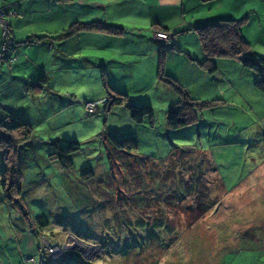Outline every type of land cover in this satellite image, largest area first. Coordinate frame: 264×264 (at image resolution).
Masks as SVG:
<instances>
[{
  "label": "rangeland",
  "instance_id": "obj_1",
  "mask_svg": "<svg viewBox=\"0 0 264 264\" xmlns=\"http://www.w3.org/2000/svg\"><path fill=\"white\" fill-rule=\"evenodd\" d=\"M246 72L236 74L233 93L222 89L224 103L204 110L198 123L177 130H166L167 108L161 104L153 108L154 127L147 121L145 130L129 118L130 126L123 122L121 113L114 118V110L122 107L106 119L102 109L86 113L87 121L77 125L80 130L90 127L88 117L100 118L91 126L92 134L71 141L79 151L69 170L48 159L47 145L35 141L34 150L23 146L22 200L30 219L4 201L0 187V264L25 259H33L30 264H264V89L254 86L253 72ZM175 74L193 79L191 71ZM68 125L50 130L59 136L71 132ZM104 130L133 132L115 136L135 135L138 153L155 161L179 151L175 169L137 164L118 153L111 172L100 139ZM39 133L34 131L37 138ZM200 152L213 158L223 189L215 184L209 200L216 205L190 226L197 211L183 184H207L217 177ZM3 170L0 151V181ZM89 171L93 177L85 181L81 175ZM138 171L144 181L136 180ZM132 184L138 197L155 198L128 202L135 199ZM40 215L47 218V228L38 227ZM49 247L58 250L51 253Z\"/></svg>",
  "mask_w": 264,
  "mask_h": 264
},
{
  "label": "crops",
  "instance_id": "obj_2",
  "mask_svg": "<svg viewBox=\"0 0 264 264\" xmlns=\"http://www.w3.org/2000/svg\"><path fill=\"white\" fill-rule=\"evenodd\" d=\"M10 4L17 5L18 15L10 19V25L20 58L14 63L0 61V118L8 112L16 115L36 133L40 130L43 141H73L92 134L90 128L100 117H88V129L80 130L77 125L87 121L89 114L83 103L104 98L102 67L108 84L127 94L135 105L167 108L177 101L174 92L156 79L158 46L153 36L157 28L177 32L176 46L182 53L169 54L165 71L198 99H223L222 89L233 93L236 74L246 75L247 70L237 61L217 60V77L205 74L198 65L204 55L194 28L221 19L245 18L244 38L257 54L264 55V0H0V8ZM77 22H102L121 28L124 34L80 32L56 38ZM35 36L48 38L30 42ZM177 71L183 76L191 71L193 79L183 80ZM42 74L50 92L39 96L24 92V83H34ZM117 109L122 110H114V118L121 113L122 121L129 124L127 110ZM67 124L72 126L69 133L58 136L50 130V126Z\"/></svg>",
  "mask_w": 264,
  "mask_h": 264
},
{
  "label": "trees",
  "instance_id": "obj_3",
  "mask_svg": "<svg viewBox=\"0 0 264 264\" xmlns=\"http://www.w3.org/2000/svg\"><path fill=\"white\" fill-rule=\"evenodd\" d=\"M0 9H4L9 32L7 38V41H9V50L5 54V57H3L0 61L14 63L20 58V53L15 49L10 19L18 15L17 5L10 4L9 6H3V8ZM9 12H12L13 15H8ZM245 23V18L240 20L227 18L194 28L201 52L204 55L203 61L198 62V65L204 73H207L208 75H215L217 72V60L237 61L245 70L255 74L256 79L254 86L258 89H264V57L253 51L251 44L244 38L242 28ZM1 32L2 31L0 28V46L2 44ZM80 32H97L115 36H121L124 34V30L121 28L102 22H77L70 25L67 30H65L62 34H59L56 38L64 39ZM156 33L168 35L172 41L170 44H164L161 41H157L155 38ZM176 35L177 32L171 33L167 29L157 28L153 36V40L158 46L156 79L158 82L162 83L168 89L173 91L175 96H177V101L169 105L165 112L166 130H177L196 124L199 122L201 113L204 110L211 109L220 103H224L223 99L220 98L211 100H202L198 98L193 99L189 90L184 85L166 73L165 65L169 58V54L171 52L182 53L176 46ZM46 38L48 37L35 36L29 41L37 43ZM14 57H16V59H14ZM100 82L104 90V98L91 102L97 103V110L102 109V111H104L105 119L108 117V113L114 108L124 107L127 110L129 119L135 125L144 126L148 121L149 126L151 128L154 127L153 108L148 105H135L130 101L127 94L113 89L107 82V76L103 67L101 68L100 72ZM23 90L24 92H28L33 96L42 95L47 91L50 92L47 87V78L44 74H42L34 83H24ZM86 102L87 101L83 103L84 107ZM100 139L105 144L106 151L108 152L111 172L113 170L112 165L116 160V154L118 153L125 154L128 158L131 157V159H133L134 162H137V164H145L149 162L153 166L159 165L160 167L164 168L168 167L170 170L175 169V157L179 151L170 154L168 159L165 161H155L154 159L142 156L138 153L139 142L135 135L117 137L108 130H104ZM35 141L47 145V147H49V153L47 156L48 159L57 162L64 170H69L72 168V156L79 151V145L76 142L61 141L59 139L43 141L42 139L37 138L34 135V128L12 113L8 112L7 117L0 118V151L3 153L4 163V170L0 181L1 192L4 201L18 208L27 220H29L30 217L27 214L26 209H24L22 200V168L19 160V151L23 146H28V148L25 149L34 150ZM63 142H66V144ZM181 152L186 154L187 150H182ZM200 153H202L201 155L203 161L208 163L211 173H213V175H217V177L214 176V179H210L207 184H187L186 186L183 184V189L186 192L185 196L193 195L196 206L195 210L197 211V214L189 223L190 226L196 220H198V218L207 213L208 209H210L212 205H216L217 201L214 203V201L209 200V191L216 189L215 184L219 183L222 186V181L218 176L219 173L213 158L208 153ZM127 165H130L131 167V162H129ZM123 167L125 168V166ZM81 176L85 181H88L93 177V174L91 171H89L82 173ZM136 177V180L138 181H144V178H146L143 173H140L139 171L137 172ZM132 185L133 186L130 191L133 192L135 199H131V197H129L126 199L128 202L145 199L144 201L149 203V199L155 198L153 194L155 185L153 186L154 188H150V192L153 194L151 198L138 197L135 194V190H133L135 184ZM125 187L129 189L127 186ZM220 193L221 192L218 193L217 197L220 195ZM35 221L40 229H44L49 226V222L44 215L37 216ZM40 251L44 255L48 256L41 249ZM32 262L33 259H25L19 264H30Z\"/></svg>",
  "mask_w": 264,
  "mask_h": 264
},
{
  "label": "built area",
  "instance_id": "obj_4",
  "mask_svg": "<svg viewBox=\"0 0 264 264\" xmlns=\"http://www.w3.org/2000/svg\"><path fill=\"white\" fill-rule=\"evenodd\" d=\"M8 15H13V13L9 12ZM0 28H1V31H2L1 32L2 44L0 46V60H1L3 57H5V54L9 50V48H8L9 41H7L9 32H8L7 20H6V17H5L4 9H0ZM155 38H156L157 41H161V42H163L165 44H170V42L172 41V39L169 38L168 35H165L163 33H156ZM14 59H16V57H14ZM9 61H10V59H9ZM85 108H86V110L89 113H94L97 110V103L86 102L85 103ZM49 249H50L51 253L56 252V250H58V248L51 249V247H49Z\"/></svg>",
  "mask_w": 264,
  "mask_h": 264
},
{
  "label": "water",
  "instance_id": "obj_5",
  "mask_svg": "<svg viewBox=\"0 0 264 264\" xmlns=\"http://www.w3.org/2000/svg\"><path fill=\"white\" fill-rule=\"evenodd\" d=\"M187 149V148H186Z\"/></svg>",
  "mask_w": 264,
  "mask_h": 264
}]
</instances>
